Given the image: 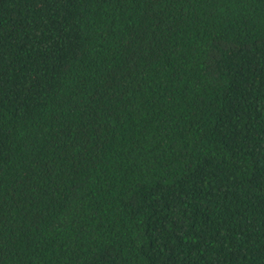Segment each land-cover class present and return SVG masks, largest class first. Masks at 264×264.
<instances>
[{
	"label": "trees",
	"instance_id": "16d2710c",
	"mask_svg": "<svg viewBox=\"0 0 264 264\" xmlns=\"http://www.w3.org/2000/svg\"><path fill=\"white\" fill-rule=\"evenodd\" d=\"M0 264H264V0H0Z\"/></svg>",
	"mask_w": 264,
	"mask_h": 264
}]
</instances>
